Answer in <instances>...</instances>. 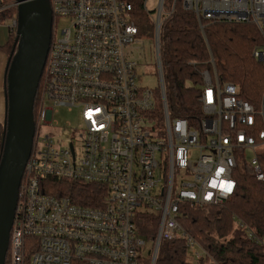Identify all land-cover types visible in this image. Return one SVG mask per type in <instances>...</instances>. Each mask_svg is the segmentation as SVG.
<instances>
[{"label":"built area","instance_id":"1","mask_svg":"<svg viewBox=\"0 0 264 264\" xmlns=\"http://www.w3.org/2000/svg\"><path fill=\"white\" fill-rule=\"evenodd\" d=\"M148 1L48 0L52 33L10 228L9 264H143L149 250L153 258L156 245L176 238L185 241L193 263L218 264L179 227L181 204L220 205L237 188L238 168L264 182V110L241 98L237 85L219 81L212 58V70L202 71L196 86L199 119L189 125L168 113L155 37L177 0L169 11L167 0H156L152 9ZM180 1L199 24L254 25L263 43L251 54L264 64V0ZM16 7L14 0H0V12ZM58 20L67 25L57 28ZM5 27L7 38L15 36L16 12L0 24ZM143 32L156 56V92L138 83ZM64 109L77 115L76 129L69 122L57 128L56 115ZM160 119L163 129L157 130ZM44 125L55 134L77 135L54 139L51 131L42 133ZM246 153L252 154L249 161ZM55 181L96 185L100 194L94 205L75 203L50 192ZM140 213L159 216L153 243L138 236ZM232 219L264 253V240Z\"/></svg>","mask_w":264,"mask_h":264},{"label":"trees","instance_id":"2","mask_svg":"<svg viewBox=\"0 0 264 264\" xmlns=\"http://www.w3.org/2000/svg\"><path fill=\"white\" fill-rule=\"evenodd\" d=\"M170 8L171 0H167L165 9L169 11ZM15 12L13 8L1 11L0 24L12 18ZM14 40V35H8L1 48L4 54L8 52L9 56L14 48ZM158 42L164 99L171 117L185 118L189 125L199 119V89L196 86L201 84V72L212 70L207 63L210 58L213 59L219 81L237 85L241 98L250 102L255 109L264 110V64L251 54L256 46L262 45L263 39L254 25L221 22L199 24L195 15L184 11L181 1L177 0L173 14L161 23ZM37 96L38 93L34 99L33 116ZM2 128L0 125V154ZM237 171L235 179L238 184L232 196L218 206L181 204L178 225L218 264H264L261 244L248 239L232 219L236 217L241 220L256 239L264 240V182L255 181L248 168H238ZM55 182L50 192L68 196L75 203L94 205L100 194L96 185ZM158 222L157 215L138 214L135 221L138 236L153 243ZM26 255H29L27 249ZM146 255L143 264H150V250ZM9 262L6 255L5 264ZM154 264L200 263L191 262L185 241L176 238L160 243Z\"/></svg>","mask_w":264,"mask_h":264},{"label":"water","instance_id":"3","mask_svg":"<svg viewBox=\"0 0 264 264\" xmlns=\"http://www.w3.org/2000/svg\"><path fill=\"white\" fill-rule=\"evenodd\" d=\"M17 27L4 79L5 121L0 154V264H5L19 185L32 149L34 99L51 39L48 0H14ZM155 42L158 43L156 34ZM159 55V50H158ZM157 245L151 264L156 259Z\"/></svg>","mask_w":264,"mask_h":264},{"label":"rangeland","instance_id":"4","mask_svg":"<svg viewBox=\"0 0 264 264\" xmlns=\"http://www.w3.org/2000/svg\"><path fill=\"white\" fill-rule=\"evenodd\" d=\"M156 0H149L148 1V8L152 9L155 5ZM7 25V24H6ZM67 25V22L62 20H58L57 22V28H62L63 26ZM7 29L5 28H1L0 29V52H2L1 48L4 47L5 40L7 38ZM140 41L144 43V48L143 50H141L139 52V57L141 58L140 60V70H139V74H140V78L138 80L139 85H142L146 88H150L152 90H154L156 92L157 89H159V85H158V81L159 78L157 76V66H156V56L154 55V52L152 50V42H151V37L150 35L146 32H143L142 37H140ZM3 53V52H2ZM6 57L8 56V52L5 53ZM137 54H135V56H138ZM37 95V93H36ZM35 95V97H36ZM156 97V96H155ZM2 103V102H1ZM3 104V103H2ZM157 105V109L159 110L162 105L160 103L159 100H157L156 102ZM3 106L4 104L1 106V111L3 113ZM76 114L75 112L69 113L66 112V110H62L59 112L58 115H56V121H58L59 125L57 128H60L61 126H63L65 124V122H69L72 124V128L76 129V127L79 125V121H76ZM155 128L157 130H162L163 129V121L162 119H160L159 122H156L155 124ZM42 133H47V131H51V133L54 136V139H58V140H63L68 141V139L70 138V136H74L76 137L77 135V131H71V130H64L62 132H58L57 134H55V131L52 130L51 126H47L44 125L43 128L41 129ZM76 140V139H75ZM76 144V151H79L80 148V143L78 140L75 141ZM257 154H261L259 152V150L256 151ZM246 160L249 161L252 157V154L246 153ZM262 167H264V161H261ZM148 248H150V244H148L147 246ZM189 255V254H188ZM190 257V255H189ZM7 259L9 260V254L7 253ZM152 259V257H151ZM192 262V260H191Z\"/></svg>","mask_w":264,"mask_h":264},{"label":"crops","instance_id":"5","mask_svg":"<svg viewBox=\"0 0 264 264\" xmlns=\"http://www.w3.org/2000/svg\"><path fill=\"white\" fill-rule=\"evenodd\" d=\"M7 40V39H6ZM5 40V42H6ZM5 44V43H3ZM7 57L4 53L0 52V125H3L4 121H5V103H4V93H5V89H4V79H5V68H6V63H7ZM3 113L1 111V106L3 105Z\"/></svg>","mask_w":264,"mask_h":264}]
</instances>
